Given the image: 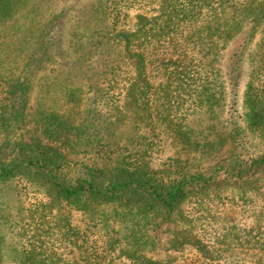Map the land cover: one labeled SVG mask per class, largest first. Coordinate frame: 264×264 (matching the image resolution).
<instances>
[{
	"label": "trees",
	"instance_id": "obj_1",
	"mask_svg": "<svg viewBox=\"0 0 264 264\" xmlns=\"http://www.w3.org/2000/svg\"><path fill=\"white\" fill-rule=\"evenodd\" d=\"M36 3L0 0V22L35 10ZM79 3L63 5L38 32L20 75L0 81V183L24 179L46 198L31 204L17 230L13 264H264V151L248 157L239 151L245 129L264 138V77L251 76L245 84L244 128L233 116L225 127L216 120L203 134L213 139L201 143L189 121L202 109L219 117L225 95L209 80L210 58L244 33L231 60L236 94L240 60L264 24V0ZM71 12L76 56L69 72L83 65L94 71L84 86L65 90L66 101L79 107L91 94L109 114L100 120L71 111L44 113L36 123L39 132L26 137L33 74L52 60L50 45L61 41L45 37L58 35ZM256 62L264 63V53ZM122 130L129 134L119 145L114 136ZM163 136L176 156L168 157L165 168H152L148 150ZM226 141L228 154L220 156ZM102 147L114 155L99 164L79 166L69 158ZM74 212L86 221L85 229L72 224ZM162 223L171 225L166 246L150 233ZM88 233L92 239L83 247ZM2 245L0 235V264ZM160 246L166 259L154 256ZM186 250L181 262L169 257ZM68 252L81 256L69 259Z\"/></svg>",
	"mask_w": 264,
	"mask_h": 264
},
{
	"label": "rangeland",
	"instance_id": "obj_2",
	"mask_svg": "<svg viewBox=\"0 0 264 264\" xmlns=\"http://www.w3.org/2000/svg\"><path fill=\"white\" fill-rule=\"evenodd\" d=\"M37 0L36 8L33 11L24 10L21 14H14L12 18L0 22V44L6 40L11 43L9 47L3 42L0 47V81L4 84L11 79V81L18 77L23 68L27 57L32 52L33 48L38 43V32L41 31L43 25L59 10L63 5H76L81 2L83 4L85 0ZM80 4V3H79ZM80 4V5H81ZM74 12L66 18L64 23L59 27L60 33L56 31L46 36V40H57L61 38L60 42H56L57 47L53 48L50 45L48 54L52 56V62L49 61L44 64L41 70L36 71L33 74L32 87L29 92V102L25 111V117L23 120V133L26 137L31 134L39 132V128H36V123L39 117L44 113L56 112V113H68L71 111L77 117L90 119L92 116H97L101 120L103 116H108V106L103 103L95 101L90 95H84V101H82L79 107L72 108L71 103L66 101V89H72L77 86H84L85 82H89L88 76H93V69L91 67L82 66V71H75L70 73V63L74 61L76 54L74 48L76 46V40L74 38L75 17ZM27 16L26 18H23ZM19 27L20 30H17ZM247 30V27L246 29ZM6 36L4 39L2 36ZM244 33L236 36L231 41L227 42L217 53L210 58L211 65L207 71L210 81L213 85H221L224 90L225 101L222 107H220L219 117L210 115L209 112L202 109L194 112L189 121L195 128L194 138L200 140L201 143L208 141L210 138H205L203 134L207 133L206 127L210 123H214L216 120L220 121L219 125L226 126L230 116L239 118L241 126L244 128L242 120V97L246 82L251 76H256V80L259 77H264V63L258 64L256 60L264 53V24L256 32L253 40L247 45L239 65V78L235 88L236 94L233 93L231 87V60L234 52H238L243 43ZM16 48V50H14ZM19 51V53L17 52ZM63 53V54H62ZM68 65L66 66V61ZM60 66L62 64V67ZM72 65V64H71ZM5 80V82H4ZM96 78L91 77L90 82H95ZM87 119V120H88ZM220 119V120H219ZM123 134L120 131L114 136L119 140V145L125 144V135L129 134L127 130ZM120 135V137H119ZM243 140L239 145V151L244 157L255 155L257 152L264 151V138L250 133L248 130H244L242 133ZM161 139V137H160ZM162 141L158 142L154 146L153 150H148L147 159L150 160L152 168H165L168 164V157H175L176 147L173 146L170 139L165 136L162 137ZM228 142L223 145L220 156H227L229 149ZM100 153L97 151H83L80 149L76 153L70 154V157L77 165L92 164L97 162L98 164L103 162L108 155L113 156L107 147H102ZM214 155V154H213ZM213 158V157H212ZM211 157L204 156L203 159L208 163L212 162ZM210 159V160H209ZM82 163V164H80ZM43 193L36 190L35 187L30 186L24 179H14L5 183H0V235L3 238V261L4 264H13V249L17 248V238L19 233H16L19 226L23 224L27 219L28 209L31 204H35L45 200ZM71 222L74 226H79L81 229H85L86 221L83 217L77 213H72ZM5 216V217H4ZM5 220H4V219ZM9 220H7V219ZM170 224L162 223L156 226L150 231L155 235L161 246L167 245V238L169 234L168 228ZM83 236L84 246L88 240L92 239V234L88 233ZM158 248L154 254L155 258L166 259L168 256L163 247ZM189 254L186 251H175L170 254L176 262H181ZM81 254L68 252V257L79 259ZM72 261V260H70Z\"/></svg>",
	"mask_w": 264,
	"mask_h": 264
}]
</instances>
